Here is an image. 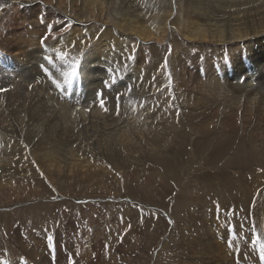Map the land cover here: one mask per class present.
Here are the masks:
<instances>
[{"label": "bare ground", "instance_id": "bare-ground-1", "mask_svg": "<svg viewBox=\"0 0 264 264\" xmlns=\"http://www.w3.org/2000/svg\"><path fill=\"white\" fill-rule=\"evenodd\" d=\"M17 7H21V11L25 10V12L34 7L31 13L35 16L45 8L50 13L51 21L55 23L54 20L59 18L61 27L55 30L52 42L56 41L57 36L67 31L63 32L62 28V23L67 24L63 20L65 17L71 18L73 24L79 22L89 25L87 27L92 33V38L98 39L99 42L92 44V48L89 49L92 53L91 56H88L90 63L84 62V58L88 55L85 54V50L92 43L85 38L86 36L77 38L71 43L68 50L63 49L52 54L42 48L39 49L38 41L32 54L26 53L28 48L26 38L21 36L19 30L17 31L20 34L15 31L19 21L24 23L22 12L15 10ZM13 9L12 20L6 19ZM5 25H8L10 29L13 28L12 31L8 32ZM31 25L35 27L37 23H31ZM75 27L77 29V26ZM173 29H176L177 34L171 32ZM22 35L24 34L22 33ZM3 36L6 37L4 40ZM104 40L107 42L104 43ZM3 42L9 43L12 45L11 47H18L20 51L22 46L24 51H21L22 54L21 52L20 54H25L32 60L35 67L29 68L28 75H24L29 82L27 79H23L21 83L19 81L11 82L13 87L6 92V89L1 88L3 83L1 66L4 62L0 57V203L3 201L9 203L17 196H26L25 192L31 189L29 186L38 188L35 190L37 191L36 196L40 194L44 198H47L49 194L54 197L53 189L71 191L74 187L68 182H72L70 178L82 179L76 182L74 180V185L78 183L77 187L83 185L82 189H89L86 192L100 193L102 189L111 187V182L106 184L104 179L107 178V181H111V179L102 176L103 180H101V176L97 174L93 165L100 158L104 159L107 154H112L113 168L116 169L112 171L111 178L121 183V187L123 184L125 185V191H129V193H124V195H129L138 201L140 199L152 200L150 183L156 184L159 179H162L161 187L166 191H178L185 185L191 187L192 185L189 183L192 181V175L196 172V169H193L195 164L191 161V151L194 152L192 143H199L201 147L199 152L204 157L203 161L206 165L198 163L197 166L204 172L208 164L211 163V145L215 142L216 147H223V138L210 136L208 128L216 127L212 123L202 125L197 132H184L181 128H177L179 123L175 122L176 127H171L170 121L166 122L164 118L156 121L157 117L154 113L162 106H159V98L155 97V91L151 88L153 89L156 85L159 75L165 77L164 58L168 60L171 57L174 60L176 71L174 81L176 85L179 83L176 86L179 97L182 89L188 84L184 78L187 77L191 82L200 83L202 92L209 85L222 88L238 98L254 102L248 107V116L264 123V103L261 101V99L264 100V89L252 81L254 79L264 81V0H0V47L6 44ZM69 43V39L64 41L66 45ZM150 43H152L155 53L143 55L145 47L143 44ZM124 44L134 49L135 53L131 50L132 59L128 58L119 64L116 72L117 79L122 74H128L127 82H123L124 91L116 95L113 94L114 101L121 102L119 104L123 111L120 110L122 112L119 114H117L119 109L112 112L113 102H108L104 107L94 103L97 106L95 109L87 104L84 108L78 105L75 110H72L71 105L62 104L59 102L62 99L58 101L55 98V87L51 84L37 86L38 79L34 83L35 79L33 80L32 76L34 71L38 75H42L41 71L37 69L40 68L38 63L45 57H51L52 64L49 63V65L51 64V67L54 68L52 69L54 72L55 69H62V76H67L68 73L74 71L78 64L84 62L83 72L86 74V76L84 75L86 88L93 86L96 89L100 85L99 75H101L96 61L105 60L111 54L117 55L126 51L124 47L127 46ZM104 45L109 46L104 48ZM163 45H165L164 48ZM243 47H245L244 53ZM99 49L102 54L96 53ZM168 52L173 55H168ZM61 53L65 54L66 59H61ZM177 53H179L178 56H176ZM135 55H137L136 58ZM202 60L210 63L202 62ZM36 63L37 65H35ZM80 68L82 67L80 66ZM189 68H194V71H190ZM94 73H97L95 77L90 76ZM50 75L52 76V74ZM143 75L145 76L143 77ZM51 78L54 80L55 77ZM183 92L182 97L185 99ZM106 96L113 100L111 93H106ZM149 96L155 98L144 102ZM179 97H176L174 107L179 106ZM64 98L66 99L65 96ZM204 103V101L200 102L199 108ZM185 109L187 106L184 103ZM231 119L232 117L229 116V122L234 125L221 123L217 127V130L222 131L221 135L225 136L230 131H236L235 127L238 126V121ZM243 128L252 130L251 127L243 126ZM243 136L250 139L246 135ZM152 147L157 148V151L149 153ZM240 151L241 148L239 154ZM249 153L251 155L249 158L256 160L258 167H264V146L260 152L250 150ZM34 154L36 158L32 156ZM222 154L224 155L225 151ZM151 156L156 157L153 165L159 166V176L157 175L159 178H154L155 181L149 180V178L148 186L150 188L146 186L147 189L139 190L134 186L135 182L130 177L140 178L142 175H137L140 164L144 166ZM247 160L249 159L246 154L243 159L235 160L234 163L244 169L249 165ZM41 166L45 168L46 172L41 171L43 169ZM117 166L123 167L126 174L123 173L124 170L120 171ZM252 169L247 167L248 171ZM263 171L261 170V172ZM89 174L92 177L87 178ZM251 176H253V180L249 181V177L241 175L239 178L240 174H238V176L229 179V184L224 185L223 189L230 191L229 195L232 199L223 196V193L215 202L204 200L203 195L200 197V200H204L198 206L201 219L197 218L198 225L192 230L197 249L194 264L198 262L203 264H264V258L261 257V246L264 245V183L254 180L259 176L261 179L263 176ZM56 178L59 180L57 186ZM121 179L123 180L121 181ZM92 186L97 189H93ZM62 197L63 195L60 193V200ZM48 204V201H42L29 209L8 213L0 212V229L4 227L0 233V264H22V257L17 255L18 252H10L11 250L15 252V244L23 243L27 246L28 242L23 239L28 238L36 243L47 242V238L42 237V232L50 228L52 246L49 247L51 252L48 264H70L74 260L66 251L75 243L78 230L74 229L75 225L73 227L69 223L66 226L53 224L51 227L50 223L39 221L37 216L41 218V213L38 212L50 207ZM99 209L102 211L101 214L108 213L110 215V224L117 218L119 223L117 229L120 230L121 227H124L121 230L124 231L121 235L125 234V236L117 238L116 241H109V236L101 232L99 227L96 232H92L91 229L92 243L94 244L92 249L96 254L94 258L90 259V262L86 261L85 263L100 264L105 258L107 264H116L118 255L113 258L114 254L112 253H116V249L106 254V242L108 245L123 246L121 251L124 252L126 247L124 245L132 237L130 222L136 223L133 227L135 230L138 225H142V227L149 225L152 217L144 210L145 213L138 209L131 211L127 207L125 209L123 205L119 211L105 206H99ZM92 210L90 209L91 212ZM48 213L50 212L48 211ZM54 213L55 210L51 212L50 216L56 215ZM143 214H145L144 218ZM227 215L233 216L238 225L236 228L238 234L234 233L235 229L232 231L227 229L228 233L224 239L221 231L213 225V222L215 218ZM28 216H32L33 222L36 221V223L28 222L26 223L29 224L28 226L21 227V223L18 224L17 220H23ZM139 218L143 219L140 221ZM71 221L73 222V220ZM206 224H208V229H206ZM7 231L9 234L14 231L15 238L6 235ZM25 231L30 233L25 234ZM100 236L102 238L98 240ZM29 244L31 248H28V253L32 252L38 259L40 257L42 259L43 256L40 254L41 252H37L34 243L30 242ZM95 248L99 249L95 251ZM161 251L162 260L160 261L163 264H171L172 255L170 254V256L163 249ZM180 251L183 253L184 249H180ZM55 253L59 255L60 261L58 262L52 261ZM32 257L35 259L34 255ZM126 264H128L127 261Z\"/></svg>", "mask_w": 264, "mask_h": 264}, {"label": "rangeland", "instance_id": "rangeland-1", "mask_svg": "<svg viewBox=\"0 0 264 264\" xmlns=\"http://www.w3.org/2000/svg\"><path fill=\"white\" fill-rule=\"evenodd\" d=\"M33 8L34 7H32L31 10L28 12H25V10L21 11L22 9L21 7L15 8L16 11L22 12L23 19H24L23 24L21 23V21H19L20 23L16 25L15 31L19 30V32L21 33V36L26 38V41L28 43V48L25 51L26 53L32 54L33 48H35V44L38 41H39V44H38L39 49L42 48V50H46L52 54L55 52L62 51L63 49L68 50L71 43L74 42L77 38H80L81 36H84V37L86 36L85 38L89 41H92V43L85 50V54L86 55L88 54V55L87 57L84 58V62L90 63L88 56H91L90 54L92 53H90L89 49L92 48V44L94 45V43H99V42L97 41L98 39L94 40L92 38L91 36L92 33L87 27L89 25L79 23V22H75L73 24V21H71L72 20L71 18L69 19L63 16L65 17V19H63L64 22L67 23L66 25L65 23H62L63 32H65L66 30L67 31L57 36L56 41L52 42V37H53V34L55 33V30L61 27V24H59L60 19L58 18L57 20H54L55 23L51 21L50 13L48 9H45V8H43L39 12V14L35 16L31 13V11H33ZM13 11L14 9L11 11L12 13L10 12V15H8L6 19L10 18L12 20ZM210 11H213V10H210ZM6 19H5V22H6ZM31 23H37V25L33 27ZM55 24H58V26H55ZM75 26H77V29ZM5 27L6 29H8L7 30L8 32L9 31L11 32L13 29V28L10 29V27L8 28V25H5ZM79 30L80 31L82 30V32H80ZM171 32L174 34H177L176 29H173V31L171 30ZM22 33L24 35H22ZM3 37L2 39L4 40L6 37L4 38ZM176 37L178 38V36ZM66 39H69L70 43L68 45L64 44V41ZM106 42L107 41L104 40V43ZM3 43L5 44L6 42H3ZM8 44L9 43H6L5 45H3V47H0V57L2 59L1 61L4 62L2 63L3 65L1 66V69H2L1 79L3 82L1 85V88L6 89V92L10 90L11 87H13V84L11 85V82L14 83L15 81H19V83H21L23 82V79L28 80V78L24 77V75H28L29 68L35 67L32 63V60H30L25 54L21 55L22 54L21 51H24V49H22V46H21V51H20L18 47H11L12 45L10 44L8 45ZM124 45L128 47L127 44H124ZM105 46L107 47L109 45H104V48ZM143 46H145L142 52L143 55H147V54L153 55L155 53L153 50L154 48L152 46V43L143 44ZM127 47H124L126 48L125 49L126 51L122 53H119L117 55L111 54L109 55L108 59L106 58L105 60L102 59L101 61H96L101 71V75H99L100 85L96 89L93 86L92 87L89 86L86 88V82H85L86 74L85 72H83L84 70L83 66L85 64L84 62H82L81 64H78V66L74 69L76 72V75L71 78V82H70L71 84H70L68 82L69 81L68 75L67 76L61 75L62 69H59V70L55 69V72L52 70L54 68L51 67L52 63L49 65L48 57H45V59H43L47 62L48 65L43 60H40V63H38V66L40 68H37V69H39L38 71H41L42 75H38L37 72L33 70L34 75L32 76H33V80L35 79L34 83L36 82V79H38V81L36 82L37 86L39 84L45 85V86L47 83L51 84L53 87H55V89L53 88L55 91L54 94H55V98H57L58 101L60 99L64 100L65 99L64 96H65L66 97L65 100L68 99L69 103H75L78 101H82L86 103H93L97 101L98 104L97 103L96 104L99 106L101 99H103L104 106L107 105L108 102H113L112 112L117 111V109H119L117 113H120L123 111L120 105L121 102L118 100L114 101V97H115L114 95L120 93L121 91H124L123 82L124 81L127 82L128 74H122L123 76L121 75V77L117 79L116 72L118 70L119 64H122L128 58L132 59L131 50H133V53H135L134 49H131L129 47L127 48ZM164 47L165 45H163V48ZM211 47L214 48L213 46ZM100 49L98 50L99 52L98 51L96 52L97 54L101 53ZM170 51H172V49H170ZM244 52H245V47H243V53ZM178 54L179 53H177L176 56H178ZM168 55L172 56L173 53L168 52ZM115 57H116V60H115ZM136 57L137 55H135V58ZM202 62L210 63L209 61H205V60H202ZM91 63L93 64L94 62H91ZM163 64H164L163 68L166 69V73H165L166 78L162 75H159L158 76L159 80L157 81L156 85L153 87V89L151 88V90L155 91L154 93L156 94L155 97L159 98V102H158L159 106L160 105L162 106V107L160 106L161 109L159 108L155 113L152 112L157 117L156 121L164 118L166 122L170 121L169 125L171 127H176V125H174L175 122L176 124L179 123L177 128H181L182 131L184 132H187V131L197 132L201 128L202 125L212 123V124H215L216 127L213 129H211L210 127L208 128V132L211 133L210 136L212 137L216 136V137L223 138V147H216L215 142H213V144L211 145L210 147L211 155H212L211 163L208 164L204 172L200 170L199 167L197 166L198 163H203L204 166L206 165L205 162L203 161L204 157L201 155V152H199L201 151V147L199 143H192V146L194 147V152L191 151L192 152L191 161L195 164L193 165V169H196V172L192 175V181L191 183H189L192 185L191 187H187L188 185H185L181 187L180 190L178 191H174V190L166 191L163 187H161L162 179H159L158 183L156 184L150 183V186L152 189V194H151L152 200L140 199L138 201L137 199H133L129 195H124V193H127V194L129 193V191H125L126 190L125 185L123 184L121 187V183H118L117 181H115L116 179L114 180L113 178H111L112 171L116 169L113 168L112 154H107L106 156H104V159L100 158L99 161H96L93 167L97 170V174L101 176V180H103L102 176H107L111 179V181H107L106 180L107 178L104 179L106 184L107 182H111L110 183L111 187H109L110 189L109 188L102 189L101 191L98 190L100 191V193H95V192L88 193L86 192V190H89V189H82L83 185H81V187H77L79 183L74 185L76 181H79V180L81 181L82 179L70 178L72 182L71 181H68V182L72 185V187H74L73 190L68 191L67 189H62V190L53 189L54 197H52V195L49 194L47 198L46 197L44 198V197H41L40 194L39 196H36L37 191L35 190H37L38 188H33L32 186H29V188L31 189H28L25 192L26 196H19V197L17 196L13 198L12 200H10L9 203H6V201H3L2 203H0V212L8 213L10 211H15V210L29 209L33 207L34 205H38L42 201L44 202L48 201L49 202L48 205H50V207L45 208V209L42 208L43 210L38 212V213H41V218L37 216V218H39L38 220L41 222L50 223L51 227L53 224H56V225L59 224V225L66 226L69 223L70 225L72 224L73 227L75 225L74 229L78 230L76 233L77 242L75 241V243H73L66 252L71 257H73L74 259L73 261H75L76 264H87L88 262H90L91 258H94L96 254V252H94L92 249L94 246V244L92 243V238H93L92 232L93 231L96 232L98 227H99L98 229H100L101 232H104L105 235L109 236L110 238L109 241H116L117 238L119 239L120 237L125 236V234H123V236L121 235V233L124 232V231H121L122 228L124 227H121L120 230L117 229L119 227L117 218L114 221H112V224H110L111 222L110 215H108V213L101 214L102 211L99 209V206L111 207L113 209H117V211L121 209L122 205L125 207V209L127 207L131 211H136L138 209L141 212L145 211L147 214H149L152 217V219L149 222V225L147 224L146 226H143V227L142 225H138V228H136L137 230L136 229L134 230L133 228L135 227L136 223L134 221L130 222L131 223L130 228L132 230L131 232L132 237L129 239L128 241L129 243L127 242V244L124 245L126 246L124 249V252L121 251L123 249L122 248L123 246L112 245V244L108 245V243L106 242V248H107L105 250L106 254L109 251L116 249L115 250L116 253L112 252L114 254L113 258H115L118 255V258L116 259V262H115L116 264H126V261L128 262V264H163V262L160 261L162 260V251H161L162 249L167 251L169 255L170 254L172 255V256L170 255L171 258L173 259L171 264H194V260H196L195 253L197 252V249H196V242H195L196 239L194 235L192 236V230L198 225L197 218L201 219V216L198 211V206L200 205V203L204 202V200L215 202L218 200L219 196H221L222 193H223V196L227 197L228 199H232L230 198V195H229L230 191H225L223 188L225 184H229L230 178H234L238 176V174H240L239 178H241V175H245V177H249V181L253 180L252 179L253 176L251 175H255V176L262 175L263 177L261 179L259 176V178L257 177L254 180H258L259 183L261 182L264 183V171H263L264 167L262 168L258 167L257 161L252 158H249L251 156L249 153L250 150H257V152H260V150L264 146V123L257 121L254 117L248 116V113H247L248 107L249 105L254 104V102H251L248 99L238 98L237 96L227 93L222 88H216V87H212L209 85H207L206 87V89L208 90L205 89V91L202 92L200 90V83L191 82L189 81L187 77H184V78L187 80L188 84L186 87L182 89L180 93V97H179V94L176 90V86L179 83L176 85L174 81L175 74H176L174 60L171 57L168 60L164 58ZM35 65H37V63ZM41 66L43 67L41 68ZM80 66L82 68H80ZM189 69L190 71H194V68H189ZM50 74H52V76ZM96 75L97 73H94V74H91L90 76L95 77ZM144 76L145 75H143V77ZM51 77H55L54 80ZM252 81L254 82L255 85L257 84L260 88L264 89V81H261V79H254ZM58 83H59V87H57ZM182 92L185 95V99H183L182 97ZM106 93H111L113 100H111L109 96H106ZM153 97L154 96H149V98L144 100V102H147L151 98L153 99ZM176 97L180 98V101H179L180 103L178 107L177 106L174 107ZM203 101L205 103L202 104L199 108L198 105L200 104V102H203ZM261 101L264 103L263 99H261ZM59 102H61V100ZM184 103L187 106V109L185 110H184ZM163 104L165 105V107ZM77 106L78 105H75V108L71 107L72 110H75ZM175 116H177V119H175ZM229 116L232 117L231 119L232 121L234 120L238 121V126L235 127L236 128L235 132L230 131L224 136V135H221L222 131L217 130V127L221 125V123L232 125L233 123L229 122L228 120ZM243 126L251 127L252 130H247L243 128ZM166 128L168 132V127L166 126ZM243 135L250 137V139L249 138L246 139V137H244ZM240 148H241V151L239 154ZM247 149H249V152H247ZM156 151H157V148L152 147L149 153L156 152ZM224 151H225V154L223 155L222 153ZM246 154L248 155V159H249L247 160V163H249L247 167L253 168L250 171L247 170V167L244 169H241L240 165H237L234 163L235 160L243 159V156H245ZM32 156L36 158L35 154ZM155 161H156V157L151 156L144 166L140 164L139 172L137 175H142V176L140 178H137L136 176L130 177L133 180V182H135L134 186H136L137 189L145 190L147 189L146 186L149 185L148 184L149 180L152 179L155 181V179L159 178L158 177L159 176V172H158L159 166L153 165ZM41 167H40V170L43 168L41 171L46 172L44 171L45 168L44 167L41 168ZM117 167L120 168V171L124 170L123 173L126 174V171L123 167L122 168L121 166H117ZM36 169L38 168L36 167ZM261 170L263 172H261ZM90 177H92L91 174H89L87 178H90ZM122 180L123 179H121V181ZM45 183H47L46 180H45ZM58 184H59V180L58 178H56V186ZM130 186L133 188L132 185ZM67 188H69V186H67ZM92 188L97 189L95 186H92ZM118 188L121 190H119ZM148 188L150 187L148 186ZM19 193L21 194V191H19ZM60 193H62L63 195L61 200H60ZM200 197H202L204 200H200ZM63 201H65V203H63ZM90 209L91 210L93 209L92 212L90 211ZM53 210H55L56 215L51 217L50 215H52L51 212ZM48 211L50 213H48ZM60 212H62L61 215H60ZM142 217L144 218L145 214H143ZM76 218L78 221L76 220ZM143 218H139V220L141 221ZM32 219H33L32 216H28L23 220H17V221H18V224L21 223V227H23V225L28 226L29 224H26L28 222L35 224L36 221L33 222ZM71 220H73V222ZM78 222H79V225H78ZM74 223H76L77 226ZM8 225H11V224H8ZM213 225L216 226L221 231L224 239H225V235L228 233L227 229L230 231L235 229L234 233L238 234V231H236V228L238 227V225L233 219L232 215L215 218ZM3 228L4 227H1L0 233L2 232ZM142 228H146V229H142ZM91 229H92V232H91ZM206 229H208V224H206ZM50 230L51 228L46 229L42 232V237H46L47 242L39 241V243H36L30 238L23 239V240H26V242H28L27 246L23 243L22 244L16 243L15 252H13V250L11 249H8V250H11L10 252L12 253L18 252L17 255H20L22 257V260H21L22 264H38V263L48 264L47 261L49 260V255L51 252L50 248L52 246V243L50 241ZM13 232L14 231H12L9 234V232L7 231L5 232V234L10 235L13 238H15V235L13 234ZM28 233L30 232L25 231V234H28ZM101 238L102 237L100 236L98 240ZM30 242L34 243V246L37 247L38 253L41 252L40 254L43 256L42 259L41 257L40 259H38L36 255L30 251H29L30 254L28 253L27 251L28 248H31L29 244ZM96 249L98 250L99 248H95V251H97ZM180 249H184L183 253H181ZM32 255L35 256V259H33ZM53 256L54 257H52V261H57V262L60 261L58 254L55 253ZM86 261L87 263H85ZM100 264H107V262H105V258L101 261ZM197 264H203V263L198 262Z\"/></svg>", "mask_w": 264, "mask_h": 264}, {"label": "snow or ice", "instance_id": "snow-or-ice-1", "mask_svg": "<svg viewBox=\"0 0 264 264\" xmlns=\"http://www.w3.org/2000/svg\"><path fill=\"white\" fill-rule=\"evenodd\" d=\"M61 59H66L65 54L61 53ZM48 60H49V63H52L51 57H49ZM75 75H76L75 70L73 72H71V73H68V77H69V81L68 82H71V78L74 77ZM57 87H59V84H57ZM129 92H131V90H129ZM100 105H101V107H104L103 99H101ZM105 111H107L106 108H105ZM117 114H119V113H117ZM169 222H171V221H169ZM261 257L264 258V245L261 246ZM70 264H75V261H71Z\"/></svg>", "mask_w": 264, "mask_h": 264}]
</instances>
